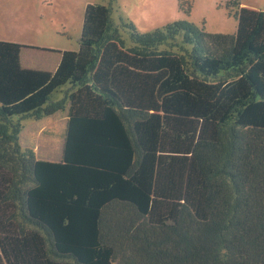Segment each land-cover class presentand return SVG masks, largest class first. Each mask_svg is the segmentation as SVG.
<instances>
[{
  "label": "trees",
  "instance_id": "obj_1",
  "mask_svg": "<svg viewBox=\"0 0 264 264\" xmlns=\"http://www.w3.org/2000/svg\"><path fill=\"white\" fill-rule=\"evenodd\" d=\"M111 3L53 73L0 40V264H264V11L139 33ZM65 111L59 162L22 148Z\"/></svg>",
  "mask_w": 264,
  "mask_h": 264
},
{
  "label": "rangeland",
  "instance_id": "obj_2",
  "mask_svg": "<svg viewBox=\"0 0 264 264\" xmlns=\"http://www.w3.org/2000/svg\"><path fill=\"white\" fill-rule=\"evenodd\" d=\"M179 1L0 0V40L26 47L21 54L23 69L53 73L60 60L59 52L79 49L84 10L89 3H111L115 22L132 23L139 33H148L178 21H188L213 34L236 33L237 22L227 8L231 0H188L192 4L190 16L179 9ZM239 2L242 7L264 11V0ZM54 96L62 98L60 93ZM67 119L68 111H65L38 122L24 121L20 136L22 148L34 150L39 160L59 162Z\"/></svg>",
  "mask_w": 264,
  "mask_h": 264
},
{
  "label": "crops",
  "instance_id": "obj_3",
  "mask_svg": "<svg viewBox=\"0 0 264 264\" xmlns=\"http://www.w3.org/2000/svg\"><path fill=\"white\" fill-rule=\"evenodd\" d=\"M232 1V0H231ZM26 50V49H25ZM23 52V51H22ZM60 57V56H59ZM60 61V60H59ZM20 62H21V58H20ZM58 64H59V62H57V66H56V68L58 67ZM54 72V71H53Z\"/></svg>",
  "mask_w": 264,
  "mask_h": 264
}]
</instances>
